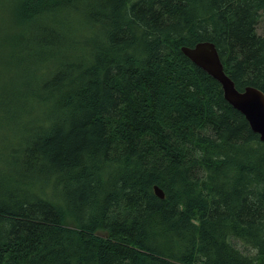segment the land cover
Here are the masks:
<instances>
[{
    "label": "trees",
    "instance_id": "obj_1",
    "mask_svg": "<svg viewBox=\"0 0 264 264\" xmlns=\"http://www.w3.org/2000/svg\"><path fill=\"white\" fill-rule=\"evenodd\" d=\"M261 12L15 0L0 131L24 130L0 147V264H264V141L180 49L213 42L238 90L264 92Z\"/></svg>",
    "mask_w": 264,
    "mask_h": 264
},
{
    "label": "water",
    "instance_id": "obj_2",
    "mask_svg": "<svg viewBox=\"0 0 264 264\" xmlns=\"http://www.w3.org/2000/svg\"><path fill=\"white\" fill-rule=\"evenodd\" d=\"M180 49L191 62L220 84L224 99L243 114L251 130L264 141V92L253 86L238 90L233 80L224 72L213 42L200 41L193 46H182ZM154 192L159 198H164L163 191L157 185L154 186Z\"/></svg>",
    "mask_w": 264,
    "mask_h": 264
},
{
    "label": "rangeland",
    "instance_id": "obj_3",
    "mask_svg": "<svg viewBox=\"0 0 264 264\" xmlns=\"http://www.w3.org/2000/svg\"><path fill=\"white\" fill-rule=\"evenodd\" d=\"M15 0H0V12H1V19H0V35H10L14 36L16 30L14 29L15 25L13 24L12 15L13 8H14ZM100 30L94 28V33L99 34ZM256 32L260 35H264V12L260 13L257 25H256ZM1 44V43H0ZM0 69H3L0 66ZM23 126L16 125L10 123L9 126L4 130L0 131V147L5 145L6 148L9 146H13L15 143V138L21 135V131L24 130ZM4 137V139H3ZM3 149V148H2ZM9 153L8 149H4V151H0V168H4L5 170H13V165H11L9 157L7 160V154ZM240 247V244H237Z\"/></svg>",
    "mask_w": 264,
    "mask_h": 264
}]
</instances>
